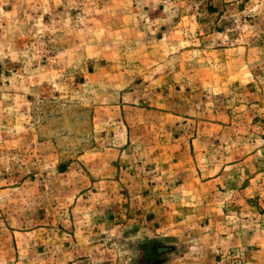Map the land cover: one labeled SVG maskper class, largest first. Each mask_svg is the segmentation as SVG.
Instances as JSON below:
<instances>
[{"label":"rangeland","instance_id":"374dc122","mask_svg":"<svg viewBox=\"0 0 264 264\" xmlns=\"http://www.w3.org/2000/svg\"><path fill=\"white\" fill-rule=\"evenodd\" d=\"M0 264H264V0H0Z\"/></svg>","mask_w":264,"mask_h":264}]
</instances>
